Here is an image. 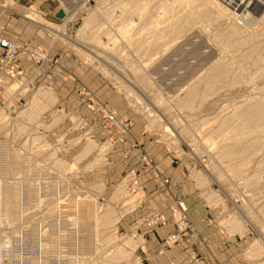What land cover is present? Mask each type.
<instances>
[{"label": "rangeland", "instance_id": "rangeland-1", "mask_svg": "<svg viewBox=\"0 0 264 264\" xmlns=\"http://www.w3.org/2000/svg\"><path fill=\"white\" fill-rule=\"evenodd\" d=\"M19 1L22 7L15 0H3L1 7L15 14L22 10L53 48L14 42L19 51L9 63L0 47V264H153L151 231L171 219L174 230L164 240L165 250L195 231L185 195L173 193L175 185L159 171L157 162L164 158L186 174L187 187L212 212L225 255L232 250L238 262L264 264V117L256 131L241 119L257 102L264 114V0L238 11L219 1L225 6L220 12L204 0ZM141 4L144 11L138 10ZM61 8L64 20L55 17ZM124 12L133 34L142 31L131 42L120 33L130 28ZM87 19L95 22L81 34ZM162 27L173 28L179 38L150 57L153 33ZM6 37L0 35L13 42ZM139 37L148 38L147 54L142 55ZM21 52L47 81L35 82L21 67ZM143 74L151 81L148 89L139 85ZM210 77L214 85L204 93L176 91L191 84L203 90ZM182 79L187 80L179 83ZM234 136L239 140H231ZM57 162L72 170L60 175ZM150 177L171 191L164 213L149 207ZM12 182L22 187V208L11 199L12 191L8 204L1 200L3 185ZM124 182L127 195L113 201ZM138 193L141 200L133 209L131 198ZM85 199L91 208L72 225L77 214L68 209ZM103 213L119 220L105 229L85 226L95 227ZM177 218L189 223L188 234L169 245ZM119 254L124 256L118 259ZM201 263L209 264L201 257L194 261Z\"/></svg>", "mask_w": 264, "mask_h": 264}, {"label": "crops", "instance_id": "crops-1", "mask_svg": "<svg viewBox=\"0 0 264 264\" xmlns=\"http://www.w3.org/2000/svg\"><path fill=\"white\" fill-rule=\"evenodd\" d=\"M20 2L15 0V6L22 7ZM0 3V35L7 36L6 38L21 46L39 47L42 49L51 47L48 43V36L45 35L40 27L23 18L19 13L22 10L15 14L1 7L3 0H0ZM0 52H2L1 49ZM17 60L23 69L30 73L31 76H34L35 82L39 83L47 77L44 74L43 76L42 74L40 75L27 52H21ZM156 161L158 160L156 159ZM135 162L136 164L139 162V157H136ZM157 163H159L158 168L162 176L170 179L175 185L173 193L177 191L185 195L184 204L187 207V215L193 223L195 231L188 239L183 240L170 250L164 249V240L174 230L171 219L167 220L169 224L166 227L151 231L148 252L153 264H194V261L199 257L209 264H247L243 261L238 262L236 255H234L235 252L232 250L228 254L233 255L230 257L225 255L222 249L224 243L223 245L221 244L222 239L218 235L217 227L210 221L212 212L206 208L205 203L198 197L197 192L189 185L187 187L186 174L182 170L176 169V166L169 159L164 158ZM152 179L149 181L147 179L146 181L147 189L151 193V205L149 204V207L152 209L160 208L164 213V211H168L172 203L171 191H168L167 188L162 187L160 183Z\"/></svg>", "mask_w": 264, "mask_h": 264}, {"label": "bare ground", "instance_id": "bare-ground-1", "mask_svg": "<svg viewBox=\"0 0 264 264\" xmlns=\"http://www.w3.org/2000/svg\"><path fill=\"white\" fill-rule=\"evenodd\" d=\"M119 1V0H118ZM131 1V0H130ZM201 1V0H200ZM222 2L223 4H225V6L226 7H232V9L233 10H236V11H238V9L239 10H241L243 7H245V9H246V7L248 6V5H250V4H252L253 3V5H254V3H255V6H258L259 5V0L257 1V0H204V2H207V3H209V4H213L214 5V7H215V9H217V12H220V11H223V9H225V6H223L222 4H220V2ZM117 2V1H116ZM122 2L124 3V2H126L125 0H122ZM129 1L127 0V3H128ZM259 2V3H258ZM203 3V2H202ZM199 4H201V3H199ZM121 5V4H120ZM132 5V4H131ZM133 6V5H132ZM145 6H146V4L144 5H142L141 4V6H137V7H139V9L138 10H143V9H145ZM212 7V6H211ZM248 8V7H247ZM127 10V9H126ZM137 10V11H138ZM123 11H125V10H122V13H123ZM144 11V10H143ZM206 11V10H205ZM235 12V11H234ZM237 14H238V12H236ZM124 14H125V17H126V20L125 21H123V22H125V25L126 24H128V27H130V28H123V30H121L120 31V33H121V36L125 39V40H127L128 42H131L132 41V39H133V36H138V35H141L140 33L142 32V31H136V33H135V35L133 34L134 33V31H133V28L131 27V24L130 23H128V21L130 20L129 18H128V14L126 15V13L124 12ZM151 13H149V15H150ZM144 16H147V14L146 15H144ZM151 16V15H150ZM241 16H242V13H241ZM124 17V18H125ZM143 19V18H142ZM146 19H147V17H146ZM123 20V19H122ZM93 19L92 20H90V19H87L86 20V23L82 26V28H81V30H80V33L82 34L84 31H86V30H89L90 28H91V26L93 25ZM95 22V21H94ZM142 22V21H141ZM191 22V21H190ZM144 23V22H143ZM142 23V24H143ZM150 22H148L147 21V24H149ZM156 23V22H155ZM141 24V25H142ZM154 24V23H153ZM178 25H180L179 23L177 24V26ZM123 26H124V24H123ZM145 26H146V24H145ZM179 27V26H178ZM184 27V26H183ZM143 29H145V28H143ZM178 29V28H177ZM181 29H183V28H181ZM147 30V29H146ZM151 30V29H150ZM176 31V30H175ZM180 31V30H179ZM87 32V31H86ZM80 34V35H81ZM154 36H152L153 37V39H152V43H151V45L149 46V48L146 46V47H143V44L144 43H146L147 41V39L146 40H143L141 37H139L138 38V44H139V42H140V44H142V47H143V52H142V55L143 54H145L146 52H147V50H148V52H149V54H150V57L152 56V55H154L153 53H155V52H158L159 50H162V49H165V47H168L169 45H170V43H174V41H176L175 39H177V38H179V36H177L176 34H175V32H174V29L173 28H169V29H166V28H160L159 30H157V31H155L154 33ZM152 34V35H153ZM85 35V34H84ZM149 35V34H148ZM82 37H84V36H82ZM147 37V36H146ZM151 37V38H152ZM165 37L166 38H168L169 40L168 41H164V39H165ZM136 38V37H135ZM150 41V40H149ZM84 42V41H83ZM126 42V41H125ZM137 46V45H136ZM141 47V46H140ZM115 46H113V45H111V47H110V50H111V52H114L115 53ZM171 50V49H170ZM170 50H168V51H170ZM140 51V50H139ZM141 52V51H140ZM147 52V53H148ZM82 53V52H81ZM146 53V54H147ZM148 54V55H149ZM87 55V54H86ZM140 55V54H139ZM147 59V58H146ZM212 65V64H211ZM143 68V67H142ZM219 71H221V70H219ZM138 72H140V70L138 71ZM142 72V71H141ZM140 72V73H141ZM223 72V71H222ZM138 74V73H137ZM137 76H139V75H137ZM137 76H135V77H137ZM219 76V75H218ZM220 76H225V74L224 73H221L220 74ZM189 78V77H188ZM136 79V78H135ZM190 79V78H189ZM149 77L147 78L146 77V75H141L139 78H138V82H139V85H140V87H142V88H144V89H148L152 84L149 82ZM185 80H187V79H182V80H180L179 81V83H181V82H184ZM215 80V78L214 77H210V78H208V84H207V86H205V88H203V90L202 89H199V88H197L196 86H194L193 84H191L187 89H185L184 91H181L180 89H181V86H177V92H180V94L181 93H185V94H187V95H197V94H199V93H204L206 90H209L213 85H214V81ZM232 80H233V77H232ZM196 81V80H195ZM198 83H199V81H198ZM175 88V87H174ZM129 91H131V94H132V96L136 99V101H137V103L139 104V105H141L140 107H142L143 109L145 108V109H147L148 111H149V107H148V105H147V103L144 101V100H142L141 99V97L138 95V93H137V91L135 92V89L133 90V89H130ZM161 91V90H160ZM163 91V90H162ZM159 92V91H158ZM130 95V94H129ZM186 95V96H187ZM188 97V96H187ZM194 98V97H193ZM191 101H193V100H191ZM190 101V102H191ZM180 104V103H179ZM190 104V103H189ZM38 105V104H37ZM42 106V105H41ZM46 106V105H45ZM44 106V107H45ZM182 106L184 107V108H187L188 107V104H185V102L184 103H182ZM46 108V107H45ZM246 108V107H245ZM188 109V108H187ZM32 111H34V109H32ZM244 115H242V117H241V119L243 120V119H245V125L246 126H248V127H253V130L254 131H256L257 130V128H254V126H256V124L258 123V122H261L262 120H263V117H264V114L263 113H261V110H260V105H259V103L257 102V104L255 105V106H253V107H250V108H248L247 110H245L244 112ZM32 115H33V113H31ZM241 114V113H240ZM31 116V115H30ZM150 118H152V119H154L155 118V116H150ZM155 120V119H154ZM238 137L237 136H234V138H232L231 140H233V141H238L239 139H237ZM228 142H229V140H228ZM43 150V149H42ZM37 151V150H36ZM37 153V152H36ZM229 155L230 156H232V153H229ZM55 169H56V171L60 174V175H67V174H65L66 172L67 173H69V171H71L72 170V166L71 165H69V164H62V162H57V163H55ZM22 175V174H21ZM59 176V175H58ZM261 176H263V175H261ZM44 179V178H43ZM56 180V179H55ZM57 181V180H56ZM127 183L128 182H124V184H122V185H120V187L118 188V190H117V192L115 193V196H114V198H113V201H117L120 197H123V196H125V195H127V193H128V189H127ZM9 184H11V183H9ZM5 186H7V184L6 185H3V191L4 192H6V196L5 197H1V200L5 203V204H8L9 203V201H10V194L12 193L13 194V196L11 197V199H13V201H17L15 204H17L18 205V203L19 202H21V198H22V196H21V188L22 187H20V184H18V183H16V182H12V184L11 185H9V186H7V187H5ZM42 186V185H41ZM9 189H11V190H9ZM7 190H9V191H7ZM12 191V192H11ZM34 191V190H33ZM9 192H11V193H9ZM141 194H136L135 196H133L132 198H131V204H133L134 206L132 207L133 209L136 207V204H138V199H139V201L141 200V198H139V196H140ZM21 196V197H20ZM41 204V203H40ZM16 205V206H17ZM23 205V204H22ZM22 205L20 206V205H18L17 206V208L18 207H20V208H22ZM39 205V204H38ZM11 206V205H10ZM35 207V206H34ZM16 208V209H17ZM89 208H91V201H89V200H87V199H85L82 203H80V204H78V205H74V206H70V208L68 209V210H70V211H72L73 213H76L77 215H75V216H77V219H71L70 220V222H71V224L73 223L74 225L76 224V223H78V221H81L83 218H84V216H85V214H86V212L89 210ZM30 209V208H29ZM67 210V211H68ZM15 211H18V213H19V209H17V210H15ZM126 211V210H125ZM17 213V214H18ZM21 214H19V216H20ZM72 215V214H71ZM68 218V217H67ZM71 218V217H70ZM75 222H74V221ZM119 220V216H117V217H111L110 215H109V213H103L102 215H100L99 216V222L97 223V225L94 227V225L93 224H90V223H85V226L86 225H88V227L87 228H90V230L91 229H93V228H95V229H105V228H107V227H110L111 225H113L114 226V224L117 222ZM61 224V223H60ZM68 224H70L69 222H68ZM72 224V225H73ZM71 225V226H72ZM74 227V226H73ZM71 228V230L73 229H75V228ZM81 229V228H80ZM86 229V228H85ZM70 230V231H71ZM89 230V231H90ZM85 231V230H84ZM88 231V230H87ZM87 231H85V232H87ZM80 232H82V231H80ZM84 232V233H85ZM90 234H91V236H93V234L91 233V231L89 232ZM43 235L42 236H44V232L42 233ZM67 234V233H66ZM81 234V233H80ZM46 235V234H45ZM79 235V234H78ZM59 236V235H58ZM85 236V235H84ZM88 236V235H87ZM47 237V236H46ZM77 238V237H76ZM42 241H43V238H42ZM80 241V240H79ZM70 243V242H69ZM124 256V254H119V256L117 257L118 259H121L122 257ZM59 258V257H58ZM71 258V257H70Z\"/></svg>", "mask_w": 264, "mask_h": 264}, {"label": "built area", "instance_id": "built-area-1", "mask_svg": "<svg viewBox=\"0 0 264 264\" xmlns=\"http://www.w3.org/2000/svg\"><path fill=\"white\" fill-rule=\"evenodd\" d=\"M0 47L3 48L7 53V61L9 63H13L14 59H16L17 52L19 51L18 45L14 42H10L7 39L0 38ZM12 71H14L13 77L18 74L17 69H15L14 67ZM2 82L3 76L0 75V84ZM176 223H178V230L176 231V233L170 235V237L167 239V243L169 245H174L178 243L182 239V236H186L188 234L189 223L187 221H184L182 218H177Z\"/></svg>", "mask_w": 264, "mask_h": 264}, {"label": "water", "instance_id": "water-1", "mask_svg": "<svg viewBox=\"0 0 264 264\" xmlns=\"http://www.w3.org/2000/svg\"><path fill=\"white\" fill-rule=\"evenodd\" d=\"M66 16H67V13L64 8L59 9V11L55 15V17L59 20H64Z\"/></svg>", "mask_w": 264, "mask_h": 264}]
</instances>
